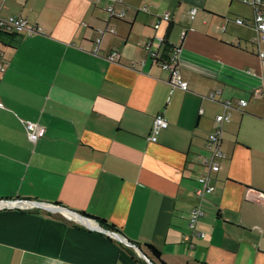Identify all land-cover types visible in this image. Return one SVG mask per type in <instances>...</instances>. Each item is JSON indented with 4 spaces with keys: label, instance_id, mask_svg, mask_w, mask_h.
Listing matches in <instances>:
<instances>
[{
    "label": "crops",
    "instance_id": "1",
    "mask_svg": "<svg viewBox=\"0 0 264 264\" xmlns=\"http://www.w3.org/2000/svg\"><path fill=\"white\" fill-rule=\"evenodd\" d=\"M107 5L122 17H109ZM163 12L168 20L153 29ZM224 14L215 0L0 2V18L39 28L0 31V200L9 201L0 207V264H158L144 244L166 264H264V98L256 92L264 63L254 44L226 33L240 17ZM173 48L186 90L171 87L158 64ZM238 99L244 111L224 109ZM223 111L228 121L217 125ZM156 113L167 126L151 142ZM244 117L261 127L246 122L242 131ZM22 119L43 127L36 142ZM216 128L221 156L207 171L205 140ZM203 173L213 189L198 199ZM48 204L101 218L140 250ZM195 207L201 215L187 229Z\"/></svg>",
    "mask_w": 264,
    "mask_h": 264
},
{
    "label": "built area",
    "instance_id": "2",
    "mask_svg": "<svg viewBox=\"0 0 264 264\" xmlns=\"http://www.w3.org/2000/svg\"><path fill=\"white\" fill-rule=\"evenodd\" d=\"M3 0H0V2ZM112 2L118 3L120 0H111ZM242 3L248 5L251 8V19L249 22V26L252 28L254 31L253 38L250 40L252 44H254L257 47V58L259 59L260 62L264 63V0H240ZM144 9V8H143ZM105 12H107L109 17H114V18H120L123 15V10H118L116 11L115 9L112 8V6L108 5L104 8ZM194 10L190 9L188 10V15L192 17ZM168 20V12H163L162 15L157 18L153 24V29H156L160 21H166ZM234 23L238 25L244 24V19L241 18H234L233 19ZM24 31L27 34L33 33V32H38L39 28L37 26H29L26 21L19 17V16H8L5 18H0V31ZM111 31V30H110ZM181 36H183V32L181 31L180 33ZM154 39L157 41V45H160L163 41V38L161 36H154ZM98 41V38L95 39V43ZM150 45V40H147L143 48L148 52V55L150 58L156 56V51L155 49L151 50L149 49ZM96 47L93 48V52H95ZM115 55V51H111L110 53L107 54L106 58L108 60H112L113 56ZM160 68L169 71V78H168V83L171 87H176L180 90H186L187 89V82L184 81L180 74H179V69L177 65V49L173 48L171 49L168 54L164 57L163 60H160L158 62ZM2 64L0 62V71H2ZM256 92H260L263 95L264 98V89L257 90ZM219 91H212L207 95V98L213 99L215 94H218ZM246 102L243 99H238L235 103H230L228 101L223 103L224 109L227 108H236L239 110L240 108L244 107ZM0 107H2V104L0 102ZM201 113V109H198V114ZM229 113L226 111H223L220 114H216L214 116V122L217 125H221L223 122L228 121ZM26 137L27 139L31 142L34 143L38 140L43 135L44 129L41 125L37 124L36 122L22 119L20 120ZM167 126V122L165 118L162 116L161 113H156L152 116L151 119V124L149 128V134H148V139L151 142H154L156 139V135L161 129H164ZM219 135H220V129L216 128L214 131H211L207 134L205 144L206 148L209 151V155L204 157L201 161V165L206 167L207 171H216L218 169V165L215 161L216 158H219L220 151L218 150V144H219ZM196 182H197V187L194 189V195L198 199H202L206 194L210 193L213 189V186L209 183L208 181V175L206 174H200L196 177ZM259 199H260V204L262 206L263 212H264V191H260L259 193ZM16 202V201H15ZM21 204H26L29 205L30 202L28 201H18ZM31 204H35L32 202ZM30 204V205H31ZM0 207H1V202H0ZM201 215V210L197 207L193 208L186 220V227L187 229H192L194 226V223L196 219ZM74 218V217H72ZM77 219V218H74ZM78 220V219H77ZM76 220V221H77ZM83 225L88 226V227H94L97 228L98 230L102 231L103 233L112 236L119 240L122 243H125L124 239L121 237H117L115 235V232L109 231L107 229H104L100 226H98L95 222L91 220H79ZM197 237H202L203 233L197 232ZM183 241H188V237L186 235L183 236L182 238Z\"/></svg>",
    "mask_w": 264,
    "mask_h": 264
},
{
    "label": "rangeland",
    "instance_id": "3",
    "mask_svg": "<svg viewBox=\"0 0 264 264\" xmlns=\"http://www.w3.org/2000/svg\"><path fill=\"white\" fill-rule=\"evenodd\" d=\"M238 1L239 0H215V3L218 11L224 12V16L227 17V19L232 21L233 16L236 15L241 19L249 20L252 14L251 8ZM229 24L230 26L226 28V33H230L233 37H238L241 46L248 44L253 38L254 31L251 27L247 25H237L234 22H229ZM244 108L245 107L240 108V110L244 111ZM246 122H248V126H252L254 129L261 127V123L257 122L252 117H244L242 118V123H240V129L242 131L245 129Z\"/></svg>",
    "mask_w": 264,
    "mask_h": 264
},
{
    "label": "trees",
    "instance_id": "4",
    "mask_svg": "<svg viewBox=\"0 0 264 264\" xmlns=\"http://www.w3.org/2000/svg\"><path fill=\"white\" fill-rule=\"evenodd\" d=\"M81 215L87 218L88 220L95 222L96 224H98L100 227L104 229H107L112 232H116V229L112 225L106 224V222L101 218L89 216L84 213H81ZM144 246H145L146 251L149 253V256H151V258H153L158 264H166L160 259V253L158 252V250H156L153 246L149 244H144Z\"/></svg>",
    "mask_w": 264,
    "mask_h": 264
},
{
    "label": "water",
    "instance_id": "5",
    "mask_svg": "<svg viewBox=\"0 0 264 264\" xmlns=\"http://www.w3.org/2000/svg\"><path fill=\"white\" fill-rule=\"evenodd\" d=\"M16 201V200H15ZM15 201H12V202H15ZM0 202L1 203H7V202H9V201H6V200H0ZM32 202H30V204H31ZM31 205H34V204H31ZM45 207H47V209H49L50 211H60V212H63L64 214H66L67 216H73V217H75V218H77L78 220H88L87 218H85V217H83L82 215H79V214H77V213H75V212H73V211H71V210H69V209H66V208H60V206L59 205H55V204H48V205H46ZM98 225V224H97ZM99 226V225H98ZM115 235H117V237H121L119 234H115ZM122 238V237H121ZM122 239H124V238H122ZM124 241H125V244H127V245H129V246H131V247H135L131 242H129V241H127V240H125L124 239ZM135 249L137 250V251H139L140 249L139 248H137V247H135ZM141 256L143 257V258H145V255H143V254H141Z\"/></svg>",
    "mask_w": 264,
    "mask_h": 264
},
{
    "label": "bare ground",
    "instance_id": "6",
    "mask_svg": "<svg viewBox=\"0 0 264 264\" xmlns=\"http://www.w3.org/2000/svg\"><path fill=\"white\" fill-rule=\"evenodd\" d=\"M248 6V5H247ZM243 25V24H242Z\"/></svg>",
    "mask_w": 264,
    "mask_h": 264
}]
</instances>
